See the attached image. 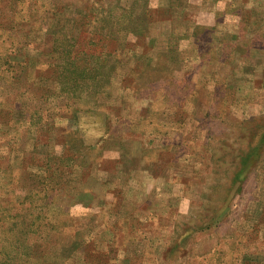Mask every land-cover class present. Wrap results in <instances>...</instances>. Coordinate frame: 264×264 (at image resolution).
Here are the masks:
<instances>
[{"label": "rangeland", "instance_id": "obj_1", "mask_svg": "<svg viewBox=\"0 0 264 264\" xmlns=\"http://www.w3.org/2000/svg\"><path fill=\"white\" fill-rule=\"evenodd\" d=\"M0 264H264V0H0Z\"/></svg>", "mask_w": 264, "mask_h": 264}, {"label": "trees", "instance_id": "obj_2", "mask_svg": "<svg viewBox=\"0 0 264 264\" xmlns=\"http://www.w3.org/2000/svg\"><path fill=\"white\" fill-rule=\"evenodd\" d=\"M70 47H71V45H69V47H68V48L70 49ZM79 52L81 53V51H79ZM82 54H84V52H82ZM70 79H72V78H69V79H68V78H66V80H65V83H68V82H70Z\"/></svg>", "mask_w": 264, "mask_h": 264}]
</instances>
